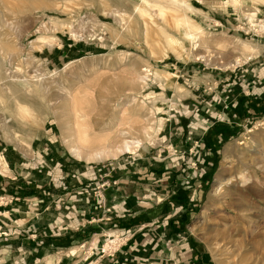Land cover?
<instances>
[{
    "label": "rangeland",
    "instance_id": "374dc122",
    "mask_svg": "<svg viewBox=\"0 0 264 264\" xmlns=\"http://www.w3.org/2000/svg\"><path fill=\"white\" fill-rule=\"evenodd\" d=\"M143 1L0 0V204L17 192L32 219L53 205L85 223L78 197L101 205L118 170L142 210L187 213L153 221V248L120 264H264V0ZM220 88L252 100L215 99ZM104 238L86 255L128 242ZM39 245L48 252L9 249L0 264H55Z\"/></svg>",
    "mask_w": 264,
    "mask_h": 264
},
{
    "label": "crops",
    "instance_id": "0c3cea01",
    "mask_svg": "<svg viewBox=\"0 0 264 264\" xmlns=\"http://www.w3.org/2000/svg\"><path fill=\"white\" fill-rule=\"evenodd\" d=\"M186 90L188 91L189 98L192 97L195 101L198 99L195 95L196 87H192L188 84ZM210 90L214 92L213 89ZM225 90L226 88H220L221 92L215 90L218 96L215 97V99H221L219 96H222L223 98L227 97L228 101H235L237 96L241 95V101L252 100L250 96L246 97L245 94L242 95V93H236L234 96L230 97ZM191 92L193 95H190ZM198 134L200 133L198 132ZM150 168H159V166ZM126 175L128 176H125V173L118 170L113 172V177L110 181L115 180L118 184L105 190V200L101 205L99 204L100 201L93 196L85 198H82V196L78 197L81 199L82 207L88 209L89 215L86 217L90 219L88 222L85 220L87 224L83 223L82 219L80 220L79 217L76 218V216L72 214L65 218L60 215L57 217L56 210L60 207H55L53 205L51 207L53 210L52 215L48 217V215L43 212L37 216V219H32L33 216L25 212V208L21 201L22 194H16L17 192H15L14 198L12 197L10 203L0 204V253L8 251L9 249L19 248L21 251H25L26 258H29L30 249H34V252L42 250L48 252V250L44 249L45 246L42 247L39 245L41 242L44 243L45 240H47L51 245L50 249L52 250L53 260L56 261L54 262L55 264H59V262L60 264H75L74 260L76 258L75 256H77L75 252L79 249H81L80 253H78L80 264H94L100 261L103 264H120L124 259H128L129 262H132L135 258L142 255H139V249L142 246L147 248V250L152 249L154 246L150 245L149 241L142 238V236L145 235L143 231H146L148 226L151 227L152 223H154L153 221L157 223L164 219L168 221L170 217L171 219L169 222L170 225H172V214H174V212L170 213L167 201L161 203L157 209L151 212L146 209L142 210L139 201H137V197L131 194L126 196L125 194L126 190L128 193L137 192L138 186L134 176L132 177L128 173ZM2 180L3 179L0 177V195L2 191H6L4 185L1 184ZM170 182H172V179ZM156 186H160L161 189L164 188L161 184H156ZM161 193L163 194V192ZM176 199L177 201L183 200L180 195H178ZM42 202H46L45 199H42ZM119 205L123 211L122 215L107 213L105 210L106 207H117ZM174 215L178 217V214L175 213ZM108 217L112 219L108 220ZM178 218L180 221L179 223L184 224V221L187 220V213H180ZM91 220L93 221L90 222ZM124 220L128 221L124 223ZM51 222L55 224L48 225V223ZM30 223L35 224L32 228L36 227L37 229L31 230L30 227H28ZM80 225H83V227H80ZM49 226L52 228H49ZM159 226L160 224L154 226V231H157V227L160 228ZM19 229L21 231H19ZM158 230L160 231V229ZM18 234H21V236L19 237ZM34 234L39 235L36 239L37 242L33 241L35 237ZM79 234H89L87 237L89 240L77 243L76 236ZM115 234L119 236L122 235L128 240V242L124 243L125 246L120 250L116 251L113 255L104 254L98 257L95 253L93 255H86L91 250L97 249L100 244L106 242L105 236H113ZM145 248H143V251H146ZM32 256H34V253ZM41 259H43L42 262H45L44 257Z\"/></svg>",
    "mask_w": 264,
    "mask_h": 264
},
{
    "label": "bare ground",
    "instance_id": "6f19581e",
    "mask_svg": "<svg viewBox=\"0 0 264 264\" xmlns=\"http://www.w3.org/2000/svg\"><path fill=\"white\" fill-rule=\"evenodd\" d=\"M174 2H175V0H173ZM143 2H145V4L147 3H149V0H144ZM154 2H156V1H154ZM158 2V1H157ZM177 2V1H176ZM156 4V3H155ZM139 7V6H138ZM136 10H137V14H139V15H141L142 17L143 16H147V14H146V11H144L143 9H141V8H138L137 9V7L135 8ZM136 12V11H135ZM134 12V13H135ZM160 13H162L163 15L165 14V10H163V9H161V12ZM149 15V14H148ZM168 41L171 43V44H176V42L177 41H175L172 37H168ZM123 148H122V150L121 151H127V152H129V151H131V146H130V143H125L123 146H122ZM120 151V152H121ZM101 155H103V154H98V156H100L101 157ZM225 180H222V179H219L218 180V184L219 185H221L222 184V182H224ZM227 181V180H226Z\"/></svg>",
    "mask_w": 264,
    "mask_h": 264
},
{
    "label": "built area",
    "instance_id": "2783aa9c",
    "mask_svg": "<svg viewBox=\"0 0 264 264\" xmlns=\"http://www.w3.org/2000/svg\"><path fill=\"white\" fill-rule=\"evenodd\" d=\"M142 72H143V75L145 76H147V81L149 82V77H151L152 75H153V72H152V70H151V68L150 67H144V68H142Z\"/></svg>",
    "mask_w": 264,
    "mask_h": 264
},
{
    "label": "trees",
    "instance_id": "16d2710c",
    "mask_svg": "<svg viewBox=\"0 0 264 264\" xmlns=\"http://www.w3.org/2000/svg\"><path fill=\"white\" fill-rule=\"evenodd\" d=\"M215 129H216V128H213V129H212V133H215ZM222 132H223V131H222ZM212 133H211V132H208L207 135H206V138L211 137V136H212V135H211Z\"/></svg>",
    "mask_w": 264,
    "mask_h": 264
}]
</instances>
